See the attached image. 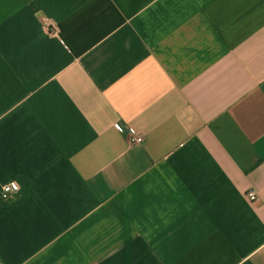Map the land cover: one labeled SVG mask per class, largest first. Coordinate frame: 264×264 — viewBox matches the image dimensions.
Instances as JSON below:
<instances>
[{"label": "crops", "instance_id": "1", "mask_svg": "<svg viewBox=\"0 0 264 264\" xmlns=\"http://www.w3.org/2000/svg\"><path fill=\"white\" fill-rule=\"evenodd\" d=\"M0 264H264V0H0Z\"/></svg>", "mask_w": 264, "mask_h": 264}, {"label": "built area", "instance_id": "2", "mask_svg": "<svg viewBox=\"0 0 264 264\" xmlns=\"http://www.w3.org/2000/svg\"><path fill=\"white\" fill-rule=\"evenodd\" d=\"M135 142L141 143L143 139L141 137H138L134 139ZM21 189V185L18 182H12L10 184L4 185L1 190V196L6 199L10 197L12 194L18 192ZM248 197L251 201L256 200V195L254 192H249Z\"/></svg>", "mask_w": 264, "mask_h": 264}]
</instances>
